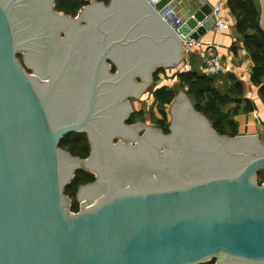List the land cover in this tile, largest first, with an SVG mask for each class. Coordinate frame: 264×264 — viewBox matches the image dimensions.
<instances>
[{
	"label": "water",
	"instance_id": "1",
	"mask_svg": "<svg viewBox=\"0 0 264 264\" xmlns=\"http://www.w3.org/2000/svg\"><path fill=\"white\" fill-rule=\"evenodd\" d=\"M33 1L0 0V264H264L261 137L219 133L183 93L169 134L126 124L127 100L117 115L107 106L139 97L154 71L176 67L184 37L214 26L213 5L172 26L177 13L163 16L183 0H87L83 25L44 0L45 21L25 36ZM73 131L87 133V157L60 145ZM189 131L198 140L179 143ZM163 136L160 156L164 146L150 147L149 137ZM78 169L96 179L80 186L74 211L65 190Z\"/></svg>",
	"mask_w": 264,
	"mask_h": 264
},
{
	"label": "trees",
	"instance_id": "2",
	"mask_svg": "<svg viewBox=\"0 0 264 264\" xmlns=\"http://www.w3.org/2000/svg\"><path fill=\"white\" fill-rule=\"evenodd\" d=\"M108 2V0H104ZM228 7L236 16V29L253 61V72L250 82L259 87V95L264 101V29L260 24L261 9L257 0H228ZM87 0H56V8L67 14L75 15ZM114 70V67H113ZM164 70L160 68L158 72ZM157 72V73H158ZM179 86L185 87L187 94L195 101V108L201 111L211 121L213 127L221 134L235 136L239 133L236 119L233 115L241 111L250 112L256 108L255 104L246 99L244 84L234 74L226 73L215 77L208 76L197 69L175 71ZM228 87L221 91L219 87ZM176 88L168 89L161 86L155 90V95L161 104L168 106L174 99ZM245 100V104L241 102ZM236 102L231 114L225 107ZM230 108V107H229ZM230 110V109H229ZM167 116V115H166ZM134 120L132 117L130 121ZM168 122V121H167ZM163 129L168 131L167 124L161 122ZM60 145L74 155L87 157L90 152V143L85 132H70L61 140ZM263 171H260V181H263ZM262 177V178H261ZM95 180V175L85 169H78L74 178L67 185L65 193L69 197H76L79 187ZM80 208L78 199L71 203V210ZM200 264H215V259Z\"/></svg>",
	"mask_w": 264,
	"mask_h": 264
},
{
	"label": "rangeland",
	"instance_id": "3",
	"mask_svg": "<svg viewBox=\"0 0 264 264\" xmlns=\"http://www.w3.org/2000/svg\"><path fill=\"white\" fill-rule=\"evenodd\" d=\"M257 2L259 3L260 9H261L260 0H257ZM24 53L25 52H20L18 54L20 61L22 62V64L25 66V68L29 72H34L30 65L24 64L25 62ZM112 67L116 69L114 64H112ZM163 69L164 70L155 74L152 81L150 80V82L146 85L145 90L140 94L139 97L137 98L132 97L135 107L140 110L138 115H134L133 118L139 122H144L146 126L156 128L155 130H160V131L163 128L162 123H161L162 121L165 122V124L170 123L171 105L173 101L175 100V98L177 97L181 98V93L186 94L189 97L192 105L193 106L195 105V101L191 98V96H189V94H187L185 87L179 86L176 88L177 84L180 83L179 80L175 78L174 76L175 71L177 70V66L173 67L172 69L171 68H163ZM252 85L248 87L244 85L243 96L246 99L252 101L255 104L256 108L250 112L241 111L238 114H235L233 116L236 119V122L238 125V131H239L238 134L245 133V132H241V130H243L245 123H246L245 120L247 119L249 123V127H250L248 133L258 134L261 137L262 141L264 142V103L261 101L259 97V87L255 86L253 83ZM161 86H166L168 89L176 88L174 99L168 106L161 104V102L157 99V96L155 95V90ZM227 87H228V84H225V86L219 87V89L221 91H224ZM244 104H245V100L241 102V105H244ZM236 105H237L236 102L231 103L229 106L225 107V111H228L231 114L230 111H232V108L236 107ZM262 177L264 181V171H263ZM80 192H81V189L79 188L76 197L74 198L70 197V198L72 199L71 200L72 202L73 200L78 199L79 205L81 206L80 199H79Z\"/></svg>",
	"mask_w": 264,
	"mask_h": 264
},
{
	"label": "crops",
	"instance_id": "4",
	"mask_svg": "<svg viewBox=\"0 0 264 264\" xmlns=\"http://www.w3.org/2000/svg\"><path fill=\"white\" fill-rule=\"evenodd\" d=\"M227 1L228 0H183L182 3H179L180 8H178V10H177V6L174 4L170 6V7H174L175 9L174 11L177 13V16L182 20L185 18L186 15L188 16L191 10H194V9L196 10L197 8L199 9L201 5L204 3L208 2L211 5L220 4L222 6V10L219 13V16L221 18H227L230 21V30L225 31V32H217L215 31L214 26H213L204 35H202L200 40H202L204 44H202L201 46H193L192 51L188 53L184 52L183 59L180 60L182 63L179 61V63L177 64V69H180L181 67H183L185 63V59H187L189 60L188 62L191 64L193 69H197L202 72L204 59L207 54V49H206V44H205L207 42H212L215 45H217L224 59L233 61L235 63L241 62V58H239L237 54V48H239L240 46L245 47V45L243 41L240 39V33L236 29L237 18L232 13L230 8L228 7ZM243 84L246 85L247 87L251 86L252 83L250 82V78L248 82H245V83L243 82ZM245 121H246L245 126L243 130H241V132H244L245 128H247L248 131L250 129L248 120L246 119Z\"/></svg>",
	"mask_w": 264,
	"mask_h": 264
},
{
	"label": "built area",
	"instance_id": "5",
	"mask_svg": "<svg viewBox=\"0 0 264 264\" xmlns=\"http://www.w3.org/2000/svg\"><path fill=\"white\" fill-rule=\"evenodd\" d=\"M159 0H148L150 4L153 6L157 4ZM174 7H169L166 15L163 16L166 21H169L168 16L173 15ZM222 10V6L220 4L213 5L212 12L216 16V20L214 23V29L217 32H225L230 30V21L227 18H221L219 13ZM180 18H176L175 20L169 21L170 25L174 26L175 24L180 22ZM203 43L202 40L192 39L189 37H184V52L188 53L192 51L193 46H201ZM206 49L207 54L204 59L202 72L208 76L215 77L221 74L232 73L242 82H248L250 75L253 72V61L246 50L245 47L240 46L237 48V54L239 58H241L240 63H235L233 61H229L223 58L221 51L218 49V46L212 42H207ZM189 60L185 59V63L183 67L179 69V71L191 70L192 66L188 62ZM178 79V76H175Z\"/></svg>",
	"mask_w": 264,
	"mask_h": 264
},
{
	"label": "flooded vegetation",
	"instance_id": "6",
	"mask_svg": "<svg viewBox=\"0 0 264 264\" xmlns=\"http://www.w3.org/2000/svg\"><path fill=\"white\" fill-rule=\"evenodd\" d=\"M102 1H104V0H102ZM110 0H108V2H109ZM89 4V1H88V3L87 4H85V5H83L79 10H78V12L75 14V15H72V16H76V15H80V21H81V23L84 25V24H86L87 22L82 18V15H81V10H82V8L84 7V6H86V5H88ZM45 6H44V0H39V2H29V5L26 7V10H28V11H30V10H35V13H34V18L35 19H32L31 18V20H28L27 19V16H28V14H26V17H24V18H22L21 20L23 21V25L25 26V27H27L26 29H24V35L25 36H27L28 34H30V33H33L34 31V33H37L38 31H39V24H41L42 22H44L45 21V19H46V17L43 15V13H44V11H45ZM54 9L55 10H57V8H56V0H55V7H54ZM37 10H38V14H37ZM57 11H59V10H57ZM120 11H122V9H120ZM60 12H63V11H60ZM63 13H65V12H63ZM65 14H67V13H65ZM71 15V14H70ZM130 15V14H129ZM127 16V18H126V21H128L129 19H131L132 18V16ZM100 15H99V12L97 13V14H94V15H92V17L93 18H96V17H99ZM32 21L34 22V24L35 25H33V26H29L31 23H32ZM120 22V14L117 12V13H115V15H114V17H113V23L115 24V23H119ZM29 23V24H28ZM37 24V25H36ZM29 26V27H28ZM49 32V31H48ZM50 33V32H49ZM61 36H64V32H61ZM60 38V37H59ZM46 40V39H45ZM56 41H58V37H55V38H51L49 41H48V43H47V45H49V44H55V42ZM37 42L38 43H43L44 41L40 38L39 40H37ZM39 48V47H38ZM149 49L150 50H152V48L151 47H149ZM154 50H156V51H158V49H154ZM45 63H46V61H45ZM113 70V69H112ZM113 71H115V69L113 70ZM158 72V70H156V71H154V73L152 74V79H153V77L155 76V74ZM152 81V80H151ZM132 97H134V96H129V97H127L126 99H116V100H112V101H115L113 104H111V102L112 101H108L107 102V106H113L114 104H115V107L114 108H112V107H110V110H112L113 111V113L115 112V115H117L122 109H124L125 107H126V102H125V100H127L128 101V103H129V105H130V107H131V109L128 111V113H127V116H126V119H125V123L126 124H134V123H137V122H139V121H137V120H132V121H130V119L134 116V115H138V113L140 112V110L139 109H137L136 107H135V105H134V103H133V100H132ZM135 98V97H134ZM113 113L110 111V113L108 112V116L110 115H113ZM143 124H145L144 122H142ZM147 127L148 126H146V124L141 128V130L139 131V134L140 135H142L146 130H147ZM167 128H168V131H165L163 128H162V130H161V132H163L164 134H169L170 132H171V129H170V123H167ZM159 132H160V130H159ZM87 134V133H86ZM150 136V135H149ZM87 137H88V135H87ZM150 138V147H154L155 145H158V144H162L163 146H164V148H163V150H161L160 151V156H162V152L163 151H165L166 149H167V142L165 143V141H167V139L166 138H164V140H163V142H161V143H157V142H155V140L154 139H152L151 137H149ZM183 140H179V143H181L182 141L184 142L185 140L188 142V140L189 141H193V142H196V140H198V134H193L191 131H189V133H187V134H184V136H183V138H182ZM89 140V139H88ZM117 140V139H116ZM90 143V142H89ZM193 148H191V150H192ZM195 150V149H194ZM90 152H91V145H90ZM90 152H89V154H90ZM192 153V152H191ZM94 174V173H93ZM95 175V174H94ZM95 179H96V176H95ZM80 188V187H79Z\"/></svg>",
	"mask_w": 264,
	"mask_h": 264
},
{
	"label": "bare ground",
	"instance_id": "7",
	"mask_svg": "<svg viewBox=\"0 0 264 264\" xmlns=\"http://www.w3.org/2000/svg\"><path fill=\"white\" fill-rule=\"evenodd\" d=\"M162 138H165L164 136Z\"/></svg>",
	"mask_w": 264,
	"mask_h": 264
}]
</instances>
